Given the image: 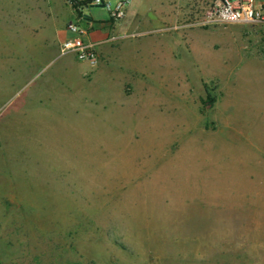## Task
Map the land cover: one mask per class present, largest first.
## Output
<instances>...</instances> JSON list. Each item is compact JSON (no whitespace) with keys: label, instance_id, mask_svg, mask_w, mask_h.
Wrapping results in <instances>:
<instances>
[{"label":"rangeland","instance_id":"obj_1","mask_svg":"<svg viewBox=\"0 0 264 264\" xmlns=\"http://www.w3.org/2000/svg\"><path fill=\"white\" fill-rule=\"evenodd\" d=\"M213 1L166 0L92 71L7 65L0 264H264V22L204 26Z\"/></svg>","mask_w":264,"mask_h":264},{"label":"crops","instance_id":"obj_2","mask_svg":"<svg viewBox=\"0 0 264 264\" xmlns=\"http://www.w3.org/2000/svg\"><path fill=\"white\" fill-rule=\"evenodd\" d=\"M165 1L130 0L126 18L118 23L112 21L111 15L109 19L103 20L85 16L89 38L100 44V60L101 54L108 51L103 42L109 37L131 32L139 26H154L160 21L162 18L157 17L159 13L156 11L164 10ZM258 1V6L264 9V0ZM78 14L79 10L73 7L70 0H0V97H4L6 90L4 75L7 65L15 62V69L18 65L22 70L24 65L31 63V59L43 58L47 52H53L55 47L60 52L61 44L68 38L65 27ZM25 50L29 51L28 56L23 54ZM60 57L65 56L60 52ZM72 63L71 60L65 68Z\"/></svg>","mask_w":264,"mask_h":264},{"label":"built area","instance_id":"obj_3","mask_svg":"<svg viewBox=\"0 0 264 264\" xmlns=\"http://www.w3.org/2000/svg\"><path fill=\"white\" fill-rule=\"evenodd\" d=\"M90 3L105 8L110 13L112 21L118 23L126 18L130 0H120L115 7L110 0H91ZM261 22H264V9L258 6V0H214L201 23L204 26H215L223 24L250 25ZM67 29L74 37L67 38L61 44V55L74 56L79 63L91 71L97 69L100 57L96 47L100 44L89 41V28L81 27L71 21ZM121 35L123 38L130 36L128 33ZM118 39V36L114 35L108 40L114 42Z\"/></svg>","mask_w":264,"mask_h":264},{"label":"trees","instance_id":"obj_4","mask_svg":"<svg viewBox=\"0 0 264 264\" xmlns=\"http://www.w3.org/2000/svg\"><path fill=\"white\" fill-rule=\"evenodd\" d=\"M73 7L76 9V10H79L80 7H82L83 5L87 4V3H90L91 1H86V2H80L78 0H70Z\"/></svg>","mask_w":264,"mask_h":264}]
</instances>
